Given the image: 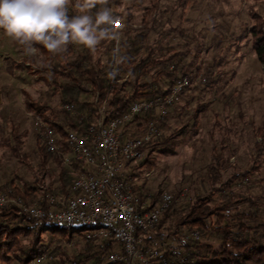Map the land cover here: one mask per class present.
Returning <instances> with one entry per match:
<instances>
[{
    "label": "trees",
    "instance_id": "1",
    "mask_svg": "<svg viewBox=\"0 0 264 264\" xmlns=\"http://www.w3.org/2000/svg\"><path fill=\"white\" fill-rule=\"evenodd\" d=\"M77 1L79 2L73 0L69 7L70 16L80 14L75 7ZM253 1L256 7L264 10V0ZM195 3L197 0H177L169 11L160 10L158 4L153 3L140 8L142 10L140 21L134 25L129 16L125 18L122 16L121 24V13L117 14L115 11L119 4L109 0L108 7L113 12L111 30L114 32V28H117L120 31V54L128 57L125 63L117 65L118 72L111 88L107 82L108 70L113 61V40L103 41L95 53L83 45L70 44L68 50L61 55H52L37 44L39 51L49 55L52 63L60 57V63L57 66L55 64L53 69L50 95L54 96L60 92L63 95L61 102L75 105L76 111L83 112L89 121L95 119L99 105H104L106 120H109L123 114L133 101L164 95L171 87L173 78L193 74L191 83L193 77L197 76L198 83L201 84L202 78L207 77L205 85L210 87L213 79H221L220 66L223 57L218 52L212 54L209 63H205L200 59L201 54L214 47L220 49L221 46V50L227 49L233 42L245 37L249 39L264 72V14L250 9L252 24L248 29L243 28L240 38L234 39L232 34L227 35L222 28L214 25L206 29L205 36L198 32L192 39H188L185 30L180 28V25H173L170 16L178 15V20H185L183 19L185 12L192 5L195 6ZM95 11L96 9H93V13ZM166 12L169 17L163 20ZM212 31L215 36L211 35ZM104 44L106 58L102 60L98 55ZM27 67L31 70L29 65ZM189 89L190 87L186 88L180 94L179 100L159 122L160 133L150 144L149 156L137 162L129 171L135 177L134 193L140 204L147 202L149 207L154 206L159 202L165 188L152 193L144 183L139 184L137 177L147 170L154 169L157 153L175 148L176 123L180 126L179 130L187 131L190 135L196 133L195 129L200 126L202 120L200 115L207 110L211 102L210 99L201 102L199 94L193 97L187 95L186 91ZM96 93L99 96V105L92 100ZM86 96H92L90 101L85 99ZM189 98L192 99L189 101ZM48 100L47 98L46 101H34L26 98V109L29 113L40 116L48 126L55 129L60 137L58 141L65 151L66 134L70 131L80 133L83 128L78 124L75 115L61 110L59 105L49 107ZM191 102L194 105L192 108ZM152 114L153 112H148L137 115L133 122L123 127L122 136L129 134L139 136L147 123L153 119ZM21 115L22 118L18 121L8 118L6 121L8 124L4 125L7 131H4V127L0 128V146L6 148L16 160L26 164L21 148L29 142L39 158L35 178L31 184L24 183L20 186L13 179L6 181L0 173V192L17 197L26 204L35 200L41 189L67 196L77 167L69 169L63 166L61 160L54 154L47 152L41 143L39 131L33 124L28 130L29 118L23 113ZM243 117L239 102L236 118H233L235 120L226 114L222 120L214 121L215 125L212 128L233 129L237 125H244ZM255 135L260 142L254 145L249 170L231 175L222 181L220 173L226 170L231 154L223 156L226 144L225 140H220V152L207 164L201 180L202 184L207 183L210 187L209 194L191 196L192 190L186 191L184 201L181 202L184 188L170 190L179 201L160 216L155 228L160 237L175 240L177 243L179 257L166 254L168 264H264V194L240 195L234 190L237 184L253 189L264 185V177L252 182V177L260 173L261 165L264 163L262 158L264 123L255 128ZM221 160L224 162L219 164ZM50 162L54 164L56 170L54 173L49 172L51 180L48 187H43L42 178L48 173L47 167ZM26 166L29 167L28 164ZM253 183L255 184L250 186ZM8 190L11 191L10 194ZM193 231H198L202 239L206 240L198 242L183 237ZM74 232H77L76 236L69 232L66 225L35 220L16 205L0 206V264H28L44 253L51 256V259L37 264L104 263L110 252L118 250L112 240H86L84 228L76 227ZM70 243L72 246H67ZM71 247H75L74 251ZM156 261L158 259L154 262Z\"/></svg>",
    "mask_w": 264,
    "mask_h": 264
},
{
    "label": "rangeland",
    "instance_id": "2",
    "mask_svg": "<svg viewBox=\"0 0 264 264\" xmlns=\"http://www.w3.org/2000/svg\"><path fill=\"white\" fill-rule=\"evenodd\" d=\"M114 1L119 4L115 11L117 14L121 13V24L122 16L124 18L129 16L132 24L137 25L142 15L140 8L157 3L160 10L169 11L175 6L177 0ZM255 5L253 0H197L195 6L192 5L185 12L183 18L185 20H178V15L174 14V17L172 15L170 17L173 25H180L179 27L185 30L188 39H192L198 32L205 36L206 29L214 25L222 28L225 33H228L227 35L232 34L231 36L236 39L242 36L243 28L248 29L252 24L249 15L250 9L258 10L264 14V10H260ZM77 10L79 12V9ZM167 12L163 16V20L169 17ZM212 32L211 35L215 36L214 31ZM104 46L105 44L102 45L101 53L98 55L102 60L106 58ZM218 52L223 57L220 66L221 77L219 76L221 79H213L211 86L208 87L205 85L208 81L207 77L202 76V83L199 84V79L195 76L190 89L186 91V94L191 97L201 95V102L209 99L211 101L207 110L200 115L202 120L200 126L195 129L196 133L190 135L187 131H181L179 124L176 123L175 148L164 149L156 154V165L149 180L142 178V175L137 177L139 184L144 183L152 193L160 188L167 190L187 188V191L192 190L191 196L209 194L210 187L207 183L202 184L201 180L207 164L214 155L220 152V140H225L224 144H226L222 152L223 156L231 154L226 170L220 173L223 182L231 175L241 174L251 167L254 145L260 142V139L255 135V128L264 123V72L247 37L238 39L227 49L221 50V46L220 49L218 47L217 49L210 48L201 54L200 59L209 63L212 54ZM59 60L60 57L52 63L50 56L40 51L37 57L25 56L22 47L0 29V128L8 124L6 122L9 120L8 118L18 121L19 118H22V113L30 118L26 109V98L34 101H46L48 98L49 107L58 106L61 103L63 95L60 92L54 96L50 95L53 69L55 64L57 66L60 63ZM41 64L43 66H40ZM91 98L92 96L85 97L87 101H90ZM193 102L190 103L191 108L194 106ZM239 102L244 114V125H237L235 128L227 130L212 128L215 125L213 122L217 119L218 121L222 120L226 114H229V118H236ZM179 108L180 106L177 111ZM185 115L187 116L188 112ZM31 122L29 119L28 130L31 129L30 125L32 127ZM171 123L174 122L171 121ZM226 125L228 126V124ZM4 131H7V128L4 127ZM21 152L26 164L16 160L6 148L0 146V173L6 181L13 179L20 186L33 182L39 162L38 155L29 142L22 146ZM262 158L264 159V154ZM223 162L224 160H221L219 164ZM27 164L29 167L26 166ZM47 170L48 173L42 178L41 186L43 187H48L51 180L49 172L54 173L56 170L52 162L48 164ZM262 177H264V163L261 165L260 173L252 177V182H256ZM234 190L240 195L264 194V185L253 189L243 184H237ZM72 235L76 236L77 232H73ZM205 240L200 236L198 242ZM62 245L65 246V243ZM69 245L71 243L67 246ZM114 245L118 247L117 244ZM71 248L74 251L75 247Z\"/></svg>",
    "mask_w": 264,
    "mask_h": 264
},
{
    "label": "built area",
    "instance_id": "3",
    "mask_svg": "<svg viewBox=\"0 0 264 264\" xmlns=\"http://www.w3.org/2000/svg\"><path fill=\"white\" fill-rule=\"evenodd\" d=\"M114 33L118 39L113 40L112 58L121 40L117 28H114ZM113 67L117 68L114 59L108 70L110 88L115 82V77L109 76ZM190 86L191 76L173 78L164 95L133 101L123 114L109 120H106L104 105H99L98 93L93 96V102L99 105L93 121H89L83 112L76 111L72 103H59L60 109L75 115L83 128L80 133L70 131L66 134L65 151L55 129L40 116L28 113L33 126L39 131L45 150L60 159L63 166L69 169L75 166L77 169L67 196L41 189L39 196L26 204L17 197L0 192V206L16 205L35 220L68 226L70 233L76 227L84 228L88 241L112 240L118 245V250L110 252L104 263L95 264H168L166 254L178 258L176 241L160 237L155 228L160 216L179 200L165 189L154 206L149 207L147 202L140 204L134 193L135 177L129 171L149 156L150 144L160 133L159 122ZM148 112H153V119L139 136H122L124 126L133 122L137 115ZM152 173L153 169L147 170L142 178L149 180ZM186 191V188L182 190L181 201H184ZM183 237L198 241L200 234L193 231ZM46 259L50 260L51 256L44 253L28 264Z\"/></svg>",
    "mask_w": 264,
    "mask_h": 264
},
{
    "label": "clouds",
    "instance_id": "4",
    "mask_svg": "<svg viewBox=\"0 0 264 264\" xmlns=\"http://www.w3.org/2000/svg\"><path fill=\"white\" fill-rule=\"evenodd\" d=\"M72 4L73 0H0V29L28 57L38 56L37 44L52 55L65 53L70 44L83 45L95 53L103 41L118 39L111 30L113 12L108 7L109 0H79L75 7L80 14L70 16ZM113 59L118 65L128 57L117 48ZM117 72L118 68L113 67L109 76L115 77Z\"/></svg>",
    "mask_w": 264,
    "mask_h": 264
},
{
    "label": "crops",
    "instance_id": "5",
    "mask_svg": "<svg viewBox=\"0 0 264 264\" xmlns=\"http://www.w3.org/2000/svg\"><path fill=\"white\" fill-rule=\"evenodd\" d=\"M191 96V95H190Z\"/></svg>",
    "mask_w": 264,
    "mask_h": 264
}]
</instances>
